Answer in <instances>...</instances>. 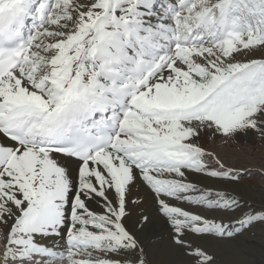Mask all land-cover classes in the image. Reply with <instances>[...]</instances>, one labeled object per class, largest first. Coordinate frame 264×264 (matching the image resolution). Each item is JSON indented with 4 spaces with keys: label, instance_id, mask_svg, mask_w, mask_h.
I'll list each match as a JSON object with an SVG mask.
<instances>
[{
    "label": "snow or ice",
    "instance_id": "1",
    "mask_svg": "<svg viewBox=\"0 0 264 264\" xmlns=\"http://www.w3.org/2000/svg\"><path fill=\"white\" fill-rule=\"evenodd\" d=\"M0 264H264V0H0Z\"/></svg>",
    "mask_w": 264,
    "mask_h": 264
},
{
    "label": "bare ground",
    "instance_id": "2",
    "mask_svg": "<svg viewBox=\"0 0 264 264\" xmlns=\"http://www.w3.org/2000/svg\"><path fill=\"white\" fill-rule=\"evenodd\" d=\"M228 163L236 164L237 162L234 160H229ZM245 183L249 185V187L246 189L247 195L249 197L248 203L250 204V202H252V204L259 205L262 197V189H260L259 185L250 178H247ZM155 231L159 234V236H166V232L163 230L162 222H157ZM257 249L259 250L258 247ZM223 254L224 252L221 253V255Z\"/></svg>",
    "mask_w": 264,
    "mask_h": 264
},
{
    "label": "rangeland",
    "instance_id": "3",
    "mask_svg": "<svg viewBox=\"0 0 264 264\" xmlns=\"http://www.w3.org/2000/svg\"><path fill=\"white\" fill-rule=\"evenodd\" d=\"M231 161H233V160H231ZM238 166L243 167L244 165H243V163L241 162ZM254 166H255V165H254ZM249 178L252 179V180H254V182H256V183L259 185L260 189H262L261 180H260V177H259V176H252V177H249ZM250 204H252V202H250ZM220 258H221L222 260H227V259H229L230 257L228 256V254H227L226 252H224L223 255H220ZM255 258H256L257 260L260 258V253H259V250H258V249L256 250Z\"/></svg>",
    "mask_w": 264,
    "mask_h": 264
}]
</instances>
